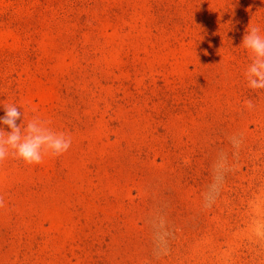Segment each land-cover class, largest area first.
<instances>
[{"label":"rangeland","instance_id":"obj_1","mask_svg":"<svg viewBox=\"0 0 264 264\" xmlns=\"http://www.w3.org/2000/svg\"><path fill=\"white\" fill-rule=\"evenodd\" d=\"M248 26L264 0H0V117L72 140L0 163V264H264Z\"/></svg>","mask_w":264,"mask_h":264},{"label":"clouds","instance_id":"obj_2","mask_svg":"<svg viewBox=\"0 0 264 264\" xmlns=\"http://www.w3.org/2000/svg\"><path fill=\"white\" fill-rule=\"evenodd\" d=\"M242 46L250 58L245 72L247 85L253 91L264 90V35H261L260 27L248 26ZM248 107H253L251 101ZM3 111L4 115L0 117V163L11 157L27 166L39 165L46 157H59L71 147V137L53 130L49 121L34 117L25 124L15 104L4 105ZM18 121L22 122L18 124ZM3 205V197H0V207ZM257 234H261L259 229Z\"/></svg>","mask_w":264,"mask_h":264}]
</instances>
